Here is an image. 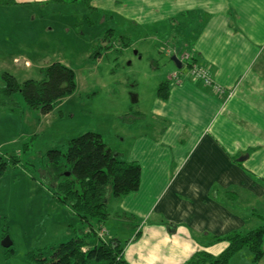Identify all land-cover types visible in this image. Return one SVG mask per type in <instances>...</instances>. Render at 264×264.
<instances>
[{"label": "crops", "instance_id": "obj_1", "mask_svg": "<svg viewBox=\"0 0 264 264\" xmlns=\"http://www.w3.org/2000/svg\"><path fill=\"white\" fill-rule=\"evenodd\" d=\"M77 1L124 32L138 29L165 57H193L232 92L221 98L184 71L175 84L176 68L165 76L168 97L155 93L148 110L155 135L119 154L139 165V187L107 204L111 231L102 226L106 239L125 240L126 264L219 255L221 238L258 228L253 206L264 199V0Z\"/></svg>", "mask_w": 264, "mask_h": 264}, {"label": "rangeland", "instance_id": "obj_2", "mask_svg": "<svg viewBox=\"0 0 264 264\" xmlns=\"http://www.w3.org/2000/svg\"><path fill=\"white\" fill-rule=\"evenodd\" d=\"M123 29L77 0H0V88L5 85L2 73L19 84L38 82L41 70L52 63L74 75L73 92L46 115L27 109L20 93L0 105V159L6 163L0 177V264H32L30 252L46 250L48 257L50 248L82 236L86 225L53 194L48 151L92 132L119 155L135 137L155 135L148 110L157 86L175 66L144 33ZM113 199L108 195L107 204ZM253 208L260 227L264 199ZM112 224L109 218L103 228L111 231ZM93 227L96 236L85 230L93 235L89 239L106 241V232ZM4 237L12 242L7 249L1 246ZM251 259L243 250L229 264H250ZM258 264H264V256Z\"/></svg>", "mask_w": 264, "mask_h": 264}, {"label": "trees", "instance_id": "obj_3", "mask_svg": "<svg viewBox=\"0 0 264 264\" xmlns=\"http://www.w3.org/2000/svg\"><path fill=\"white\" fill-rule=\"evenodd\" d=\"M190 62L195 60L189 56ZM184 67L176 71L182 73ZM41 73L43 80H27L21 84L11 74L2 73L5 85L0 88V105L10 104L12 96L20 93L27 109L46 115L57 102L73 92L74 75L67 67L52 63ZM168 90V81L160 82L157 96L166 100ZM47 158V174L51 177L55 198L69 207L86 226L81 230L82 236L75 235L50 248L48 257L44 256L46 250H40L30 252L27 258L32 264H126L119 241L107 238L88 247L86 240L91 232L96 236L93 226L102 228L110 218L108 195L119 199L137 191L140 184L139 165L111 153L101 136L92 132L68 140L62 149L48 151ZM5 166L6 163L0 159V177ZM65 173L69 175L65 176ZM220 240L228 245L219 255L197 252L186 264H229L242 250H247L252 256L250 264H258L264 256V225L245 233L231 232Z\"/></svg>", "mask_w": 264, "mask_h": 264}, {"label": "built area", "instance_id": "obj_4", "mask_svg": "<svg viewBox=\"0 0 264 264\" xmlns=\"http://www.w3.org/2000/svg\"><path fill=\"white\" fill-rule=\"evenodd\" d=\"M177 58L180 60L182 67H184L186 63V66L183 68V71L187 73L189 75V78L192 79L194 82L200 83L205 87L212 88L214 92L221 98L228 99L232 96L231 91L224 89L223 87L219 86L214 82L210 70L207 66L197 62L188 63L189 57L184 54H182L181 57ZM24 64L28 65L27 62H24ZM181 76L182 73L176 71L171 75L170 80L173 83L178 84L181 81Z\"/></svg>", "mask_w": 264, "mask_h": 264}, {"label": "water", "instance_id": "obj_5", "mask_svg": "<svg viewBox=\"0 0 264 264\" xmlns=\"http://www.w3.org/2000/svg\"><path fill=\"white\" fill-rule=\"evenodd\" d=\"M170 61L174 64L176 69H181V62L180 60L176 57V56H171L170 57ZM68 173H65V176H68ZM12 245V242L10 241V239L8 237H4L1 241V246L5 249L9 248Z\"/></svg>", "mask_w": 264, "mask_h": 264}]
</instances>
